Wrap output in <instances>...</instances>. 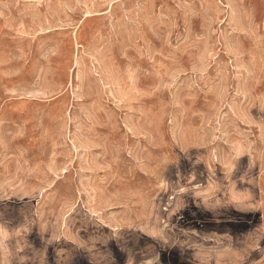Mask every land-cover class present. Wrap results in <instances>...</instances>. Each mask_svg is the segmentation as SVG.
Wrapping results in <instances>:
<instances>
[{"label":"rangeland","instance_id":"374dc122","mask_svg":"<svg viewBox=\"0 0 264 264\" xmlns=\"http://www.w3.org/2000/svg\"><path fill=\"white\" fill-rule=\"evenodd\" d=\"M0 264H264V0H0Z\"/></svg>","mask_w":264,"mask_h":264},{"label":"crops","instance_id":"0c3cea01","mask_svg":"<svg viewBox=\"0 0 264 264\" xmlns=\"http://www.w3.org/2000/svg\"><path fill=\"white\" fill-rule=\"evenodd\" d=\"M67 145H69V144H67ZM69 148L72 149V146L70 145ZM54 162H55V161H54Z\"/></svg>","mask_w":264,"mask_h":264}]
</instances>
